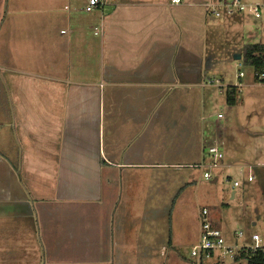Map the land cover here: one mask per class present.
Here are the masks:
<instances>
[{
  "label": "crops",
  "instance_id": "1",
  "mask_svg": "<svg viewBox=\"0 0 264 264\" xmlns=\"http://www.w3.org/2000/svg\"><path fill=\"white\" fill-rule=\"evenodd\" d=\"M104 1L0 0V264L212 258L192 256L208 208L183 193L206 88L236 86L206 74L220 0Z\"/></svg>",
  "mask_w": 264,
  "mask_h": 264
},
{
  "label": "rangeland",
  "instance_id": "2",
  "mask_svg": "<svg viewBox=\"0 0 264 264\" xmlns=\"http://www.w3.org/2000/svg\"><path fill=\"white\" fill-rule=\"evenodd\" d=\"M243 1L247 5H264V0ZM229 17L223 14L211 22L205 43V63L212 67L206 72L207 75L220 79L224 75L225 85L233 82L236 87L241 86L240 89L237 87V106L227 103L225 90L206 88L203 114L208 128L205 129L207 147L204 160L206 167L203 170L212 175V180H206L202 170L193 169L197 181L188 186L183 194L197 197L196 209H209L212 221L220 226L228 246H233L237 241L238 246L249 247L254 234L264 239V83L255 79L251 66L240 67L243 59L235 61L234 56H243L247 45L257 41L264 44V19H256L248 12L239 17ZM236 18H239V22L234 21ZM231 20L233 22H229ZM240 71L244 73L242 78H238ZM200 96L202 91H198L199 104L202 103ZM201 107L202 104L200 110ZM219 115L222 117L219 118ZM215 139L224 147V159L217 161V168H210L214 160L208 154V149ZM211 140L212 143H209ZM236 157L241 158V161H237L239 164L234 167L233 158ZM249 172L255 176L254 183L247 181ZM235 181L240 183V187H234ZM233 192L238 194L236 199H232ZM240 232L244 236L237 239L235 235ZM189 245L186 242L183 246L188 260L192 257V247ZM204 264L248 262L245 259L235 261L230 255L220 258L219 253L215 252Z\"/></svg>",
  "mask_w": 264,
  "mask_h": 264
},
{
  "label": "built area",
  "instance_id": "3",
  "mask_svg": "<svg viewBox=\"0 0 264 264\" xmlns=\"http://www.w3.org/2000/svg\"><path fill=\"white\" fill-rule=\"evenodd\" d=\"M175 3H179L181 0H172ZM104 0H89V4L86 7L87 12H92L97 8H105ZM211 11L215 18H221L223 14L234 15L242 14L248 12L256 19H264V5L261 4H251L247 5L243 0H220L219 4H212ZM243 64L240 63V67ZM255 77L258 81L264 82V71L254 72ZM244 76L243 72L239 73V77ZM222 117V115H219ZM208 154L213 157L214 163L211 164L210 168H217V161L224 159V151L218 145H212L208 149ZM205 165L199 166L200 169H205ZM204 178L206 180H212V175L207 171L204 173ZM247 181L249 183L255 182V176L249 172L247 176ZM234 187H240L238 181L234 182ZM238 239L242 238L244 234L242 232L235 235ZM251 246L244 245L242 247L238 245L228 246L223 237L221 230L214 225L210 218V211L206 208L202 210L201 213V226H200V237L198 243L192 250V256L202 259H209L214 256L215 252L219 253L220 258H225L230 255L235 260L238 255L243 252L248 253H264V239L260 235L254 234L251 237Z\"/></svg>",
  "mask_w": 264,
  "mask_h": 264
},
{
  "label": "trees",
  "instance_id": "4",
  "mask_svg": "<svg viewBox=\"0 0 264 264\" xmlns=\"http://www.w3.org/2000/svg\"><path fill=\"white\" fill-rule=\"evenodd\" d=\"M243 66H251L254 72L264 71V44L254 43L247 45L242 56ZM255 79H257L255 77ZM264 83V82H260ZM238 92L236 86H228L226 89V101L230 106H235L238 102ZM247 260L248 264H264V253H242L235 258V261Z\"/></svg>",
  "mask_w": 264,
  "mask_h": 264
},
{
  "label": "water",
  "instance_id": "5",
  "mask_svg": "<svg viewBox=\"0 0 264 264\" xmlns=\"http://www.w3.org/2000/svg\"><path fill=\"white\" fill-rule=\"evenodd\" d=\"M234 59H235V61H241L242 60V55L241 54H236L234 56ZM214 182H216V181H214Z\"/></svg>",
  "mask_w": 264,
  "mask_h": 264
}]
</instances>
